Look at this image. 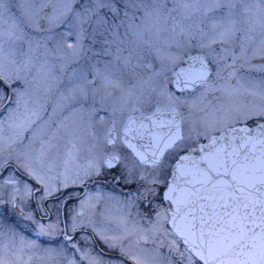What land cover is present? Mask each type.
<instances>
[{"label":"snow or ice","instance_id":"1","mask_svg":"<svg viewBox=\"0 0 264 264\" xmlns=\"http://www.w3.org/2000/svg\"><path fill=\"white\" fill-rule=\"evenodd\" d=\"M0 264H264V0H0Z\"/></svg>","mask_w":264,"mask_h":264}]
</instances>
